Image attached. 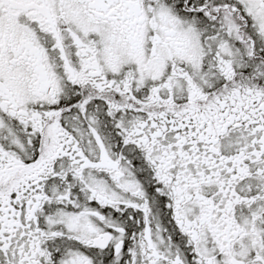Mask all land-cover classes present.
<instances>
[{
    "label": "snow or ice",
    "instance_id": "1",
    "mask_svg": "<svg viewBox=\"0 0 264 264\" xmlns=\"http://www.w3.org/2000/svg\"><path fill=\"white\" fill-rule=\"evenodd\" d=\"M0 264H264V0H0Z\"/></svg>",
    "mask_w": 264,
    "mask_h": 264
}]
</instances>
